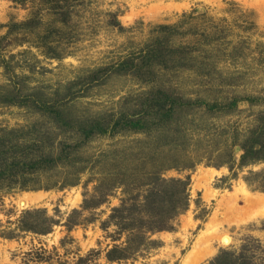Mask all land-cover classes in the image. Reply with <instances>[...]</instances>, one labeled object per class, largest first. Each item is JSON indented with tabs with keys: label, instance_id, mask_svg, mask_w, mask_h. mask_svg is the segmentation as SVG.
Returning a JSON list of instances; mask_svg holds the SVG:
<instances>
[{
	"label": "rangeland",
	"instance_id": "rangeland-1",
	"mask_svg": "<svg viewBox=\"0 0 264 264\" xmlns=\"http://www.w3.org/2000/svg\"><path fill=\"white\" fill-rule=\"evenodd\" d=\"M159 26L174 28L164 40L179 59L142 68ZM131 56L137 74H121ZM13 89L104 131L59 130L0 99V129L72 152L28 189L0 191V264H208L222 252L264 264V160L241 166L238 146L264 112V0H0V98ZM149 89L184 102L165 139L113 125ZM156 174L188 180V206L173 230L142 237L146 212H162L143 207ZM122 203L127 231L112 217Z\"/></svg>",
	"mask_w": 264,
	"mask_h": 264
},
{
	"label": "trees",
	"instance_id": "trees-1",
	"mask_svg": "<svg viewBox=\"0 0 264 264\" xmlns=\"http://www.w3.org/2000/svg\"><path fill=\"white\" fill-rule=\"evenodd\" d=\"M51 4V2H49ZM52 9H60L58 2L51 4ZM159 30L165 31V35L158 36L155 38L153 43L149 44L143 55H140L142 68L146 64L151 65H163V67H168V64H175L174 56L179 59L177 54L173 51H169L166 48L167 33L171 34L174 28H169L168 26H159ZM170 36V35H169ZM169 54H166V52ZM184 56V53H183ZM181 56V59H183ZM185 59L187 57H184ZM134 58H126L122 62L117 64V70L121 74L135 73V67L138 66L134 63ZM178 64V61L176 62ZM176 64V65H177ZM148 65V66H149ZM134 69V70H133ZM139 71L140 70H136ZM139 76H145V72L138 73ZM98 76V72H95L90 80L93 81L94 77ZM15 94L11 92V95H6L1 97V103L5 105H22L23 103H31L33 107H36L38 112L42 116H46L56 129L59 130H78L84 137H88L92 132H103L104 121L101 119L90 120L87 123L81 124L79 127H72L70 123L67 122L66 116L63 115L60 108H55L57 106L55 102L47 105L41 98L35 94L27 95L23 94L21 99V91L16 89ZM24 97L28 100L24 101ZM184 102L180 101L179 98H173L164 90L155 91L153 89L147 90L146 94L140 98L138 103V109L130 110L125 112L124 109L121 110L120 115L115 118L113 122L114 127H121L122 129L129 128L132 131H143L147 132L151 130L150 127L154 126L155 129L159 128L157 132L164 133L163 139L167 138L165 133L172 129L169 127L170 123L177 126L175 120L177 119V114L179 113L180 106ZM198 103L199 102H194ZM192 103V104H194ZM156 119V120H155ZM171 125V126H172ZM113 128V126H112ZM114 129V128H113ZM2 134L0 135V191L1 190H13L15 188H20L22 190L29 188V183L36 179L39 174H46L57 167L59 164H64L69 162V156L72 154L69 146H65L59 143L57 148H53L52 140L50 138H42L39 135L37 137H32L27 135L22 129H0ZM171 131V130H170ZM179 132L178 129L173 132ZM172 132V131H171ZM46 134L45 136H47ZM246 138L238 144L242 153L240 155V165L245 166L247 164H254L261 160H264V112L256 117L255 125L248 130ZM83 141V140H81ZM68 147V150H65ZM171 168H175L172 166ZM158 170H163L161 167ZM35 177L34 180H32ZM155 179L151 180L152 188L148 190V196H156L157 199H145L143 207H151V203L158 201L160 207L162 206V212L160 215H156L152 212H146V220L141 221L143 230V236L145 234H154L161 231H171L173 230V222L188 206V195L187 181L188 180H162L155 175ZM188 179V177H187ZM162 181L164 185L162 184ZM159 184V185H157ZM172 190L171 195L167 191ZM31 189H34L32 186ZM163 194L167 197L163 199ZM114 208L112 213L115 219L118 212L124 210V204L120 208ZM147 210V209H146ZM149 210V209H148ZM162 215V216H161ZM111 217V218H112ZM142 219V218H141ZM148 219V220H147ZM114 224L120 229L127 231V225L123 223V220L117 218ZM144 224V225H143ZM146 238V237H145ZM208 264H234L233 259L229 257L228 254H220L215 260L209 262Z\"/></svg>",
	"mask_w": 264,
	"mask_h": 264
}]
</instances>
